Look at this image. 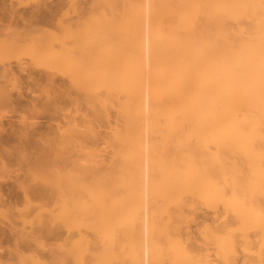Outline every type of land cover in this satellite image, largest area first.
<instances>
[{"label":"rangeland","instance_id":"1","mask_svg":"<svg viewBox=\"0 0 264 264\" xmlns=\"http://www.w3.org/2000/svg\"><path fill=\"white\" fill-rule=\"evenodd\" d=\"M157 1L0 0V140L4 139V143L0 141V198L7 197L11 203L6 206L8 200L0 199V264H225L218 247L225 228L237 235L226 264H264V228L255 222L244 223L220 202L216 166L210 159L217 151L215 117L204 116L212 123L205 122L201 133L191 134L177 126L168 134L151 128L149 120L143 129L125 127L127 117L122 106L129 97L124 81L137 47L143 57H132L142 64L141 96L145 111L149 108L148 93L156 72L149 44L157 24ZM132 82L130 86L135 87ZM206 101L210 105L214 102L212 97ZM72 127L80 132L73 141L58 146L57 154L53 146L40 142ZM120 135L128 140L140 136L141 147L137 149L123 138V142L118 141ZM32 137L40 143L35 140L30 144ZM185 147L193 148L195 165L205 175L193 190L177 185L174 189L168 183L169 165L175 171L181 168L173 162L172 153ZM22 148H27L29 156ZM11 151L23 154L14 157L17 153L12 155ZM25 156L33 158L36 165ZM40 159L47 162L43 166L48 170L71 171L76 165L78 173L87 169L79 173L84 187H93L94 175L104 173L103 184L113 213L109 246L89 227L93 220L90 215L73 218L65 214L68 207L64 210L63 203L69 200L73 183L67 182V177L61 180L60 194L65 196L62 207L46 200L48 195L41 200L35 193L32 201L41 207L24 202L25 193L12 182L21 178L30 183L26 170L41 166ZM258 191H253V200L257 210L263 211L264 192ZM6 194H12L14 201ZM46 194L41 192V196ZM81 199L82 203L90 202L86 196ZM61 208L64 215L59 214ZM224 225L227 227L223 229ZM106 246L110 257L104 254ZM15 247H20L22 257L9 253Z\"/></svg>","mask_w":264,"mask_h":264},{"label":"bare ground","instance_id":"2","mask_svg":"<svg viewBox=\"0 0 264 264\" xmlns=\"http://www.w3.org/2000/svg\"><path fill=\"white\" fill-rule=\"evenodd\" d=\"M157 2V10L154 8L156 10V13H154L156 14V20L155 18L153 19L157 21V24H155L154 30L151 33V44H149L151 45L154 56L152 58L154 59V66L156 68V72H153L155 80L150 90L151 94L148 93L151 96L149 108L146 112L143 104L144 99L141 96L142 89L144 88L141 80L142 64L139 62V59L137 62H134V57H132L134 55L142 59L143 53L139 51L141 48L137 47L138 52L135 53L137 51L135 50L133 55L130 56L131 61L128 64L130 70H127L126 80L124 81L129 97L122 106V110L124 109L123 111H125L127 117L125 127H135L138 130L140 128L143 129L144 123L149 120V123L152 125L147 123L146 126L150 125L151 128L154 126L155 130L161 128L165 132L167 131L168 134L174 131L173 129L177 128V126L182 127L183 130L186 128L189 130V133L192 131L201 133L205 122L210 121L212 123L210 119H208L209 121H205L206 118L204 119V116L215 117L213 119L215 124L213 122V125H215V129L217 130L215 138L217 151L210 159L214 160L216 166L214 172H216L219 184L215 185V187H218L216 190H218L220 202L224 206V209L229 210L231 208L235 215L244 223L247 221L251 223L255 222L253 224L264 228V210L258 211L253 200L255 192L257 193L258 190H262L258 191L259 193L264 192V0H159ZM137 29L135 30L138 31ZM136 36H138V33ZM138 41H136L137 44L139 43ZM131 82L136 86L131 87ZM208 97H212L214 100L211 105L208 103L209 101H206ZM198 118L201 123L197 120ZM68 131L50 135L48 138L44 137L40 142H43V145L47 144L49 147L51 146L50 148L53 146L55 148L54 152L57 154V152L59 153V147H62L64 143L73 141L76 132H80V130H76L74 127ZM41 138L43 137H39V139ZM119 138L118 141L120 142L122 138L125 139L121 135ZM140 139V136H137L134 139L125 140L130 144H134L138 149L139 142H141ZM177 140L175 141L177 142ZM0 141L4 143V139ZM74 141L76 142V138ZM182 141L184 142L183 139ZM33 142L40 143L37 141V137L33 138L29 143ZM122 144L121 146H123ZM20 148L17 151L19 153ZM25 149L27 148H22V152L25 154L26 151V155L29 156L27 150L30 147L27 150ZM12 152V155H14L16 151H11L10 153ZM35 152L37 151H34V157L37 156ZM193 153L192 147H185L183 150H177L176 153H172L174 154L173 158L176 159L173 162H178L181 168L179 169L180 171H175L177 169L174 164L175 169L169 165L167 169L169 178L166 176L169 179V186L174 187L177 185V187L181 186L190 190L199 186L200 180L205 175L200 167L195 165L197 163L194 157L195 154ZM17 155L18 153L14 157ZM20 155L18 156L20 157ZM41 155H43V158L45 157L44 154ZM27 156H25L26 159H29ZM2 157L4 159V155ZM32 159L29 160L35 164V160L33 161ZM45 160L49 161L51 159L45 157ZM43 161L39 160V163L42 164L41 166H38V162L36 161L38 167L32 166L33 168L30 169L29 166V170H26L30 175H28L29 179H27L28 182L31 180L30 183H25L24 179L18 177L16 178L19 181L15 178L16 180L12 182L15 183L14 185H20L19 188L23 190L22 194L25 193L23 195L27 201L24 202L31 205V207H41L40 203L38 205L33 203L32 200L35 197H31V195L33 196L35 193L34 195H39L40 197L37 198H41V200L43 196L46 198L45 196L48 195L46 200L52 199L60 207L66 204V206L63 205V208L65 207V210L68 207L65 213L68 216L74 218L79 214L90 215L93 220L89 223V227L104 241L105 245L109 246L110 240H112L110 227L113 213L111 212L109 198L105 190L107 188H104L103 184V180H105L104 173H94L96 180L91 179L95 181L93 183L95 185L89 188L84 187L86 184L82 185L81 181L84 179H79V173L84 174V172H87V169H82L78 173L75 168L76 165L73 166L74 169H69L71 171H61L56 168L48 170L43 166L47 162L44 163ZM162 162L161 164L165 161ZM165 165L163 164L162 166ZM160 168L162 167L159 166ZM163 170L166 169L163 168ZM161 173L163 172L161 171ZM143 174L146 175V173ZM63 177L64 180L67 177V182L73 181L70 185L72 192L68 198L69 200L66 202L64 200V203L61 199H65V196L60 194L61 192L63 193V189L61 188L63 187L61 185H64L63 181L61 182ZM14 185L10 184V187L14 188ZM18 186L15 188H18ZM259 187H262V189H259ZM174 189L176 188L174 187ZM255 189L258 190L256 191ZM21 190L19 189V191ZM44 191L47 194L41 196V192L44 194ZM13 195L15 196V192ZM13 195L9 194L7 196L12 198L14 197ZM85 196L90 199L89 203H82L81 200L83 199L81 198ZM6 198L4 200L0 199L3 202H7L8 200L10 203L9 198ZM12 199L13 202L14 198ZM9 203H6V206H11V203ZM27 204L25 205L27 206ZM59 210V214H62L61 212L64 211L62 208ZM63 215L58 216L57 213L58 217H62ZM224 227L227 226L224 225L223 229ZM227 229H224L223 236L221 235L219 237L221 239L218 240L219 252L225 264L230 259L227 257L229 256L228 252L234 248L237 236L234 235V231L232 232L228 229V232ZM226 231L227 234L225 233ZM107 246L105 247L104 254L110 257V253H108L109 249H106L109 248ZM20 252V247H15L13 250L9 249L11 255L17 254L22 257L19 254Z\"/></svg>","mask_w":264,"mask_h":264}]
</instances>
